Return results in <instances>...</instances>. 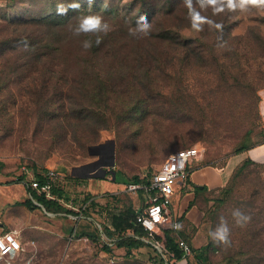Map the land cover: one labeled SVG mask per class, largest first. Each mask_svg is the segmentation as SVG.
<instances>
[{
    "label": "rangeland",
    "instance_id": "obj_1",
    "mask_svg": "<svg viewBox=\"0 0 264 264\" xmlns=\"http://www.w3.org/2000/svg\"><path fill=\"white\" fill-rule=\"evenodd\" d=\"M125 1L79 3L82 11L79 19L98 16L112 27V23L120 19ZM231 1L235 6L233 33L244 35L251 25H257L264 35V0ZM73 2L77 0H0V21L42 19L58 13V5L67 6ZM181 32L183 38L198 34L192 28ZM239 53L242 67L250 75L261 74L264 70L262 52L246 42L240 45ZM182 70L184 90L195 95L194 101L183 104L177 114L167 106L164 110L154 106L144 119L138 114L132 123L125 122L101 132L96 144L106 140L115 144V165L109 168L105 177H93L89 171H82L84 165L96 158L88 149L72 156L61 154L52 150L41 132L35 134V118L25 116L26 110L21 106L22 99L17 91L19 84L16 79L9 81L10 88L3 94L7 115L0 122V208L1 211L9 209L16 217L25 249L10 262L2 264H161L164 258L170 257L160 252L149 235L144 236V244L137 248L119 246L117 239L129 236L133 228H113L110 224L112 216L123 213L124 217H132V210L138 212L145 201L139 192L128 190V183L135 181V176L152 175L169 154L179 149L196 144L205 147L204 155L192 162V169L202 163L222 166L242 142L264 141L261 101L257 105L253 94L249 95L239 86L227 92L224 84L219 82L220 70L214 68V64L195 68L183 62ZM263 90L264 87L257 91L260 100ZM143 107L144 113L145 103ZM153 116H156L155 124ZM250 128L252 133L245 135ZM23 167L30 171L47 168L59 171L58 187H62L64 201L60 205L66 211L49 213L41 206L35 208L18 201L6 206V202L12 201L22 190L10 193L4 184H20V177L26 176ZM256 169L258 167H251L246 175L238 178L233 193L227 198L216 189L207 192L202 228L206 244H210L205 255L214 264L245 263L242 250L264 247V242L254 246L248 237L250 230L264 229V169L260 173ZM91 195L94 199L87 201ZM219 197L223 198V203L217 201ZM236 209L250 217L243 227L236 224L232 215ZM71 210L74 215L69 214ZM222 218L230 230L227 244L214 241L210 235L220 226ZM3 220L2 217L0 221ZM76 225L77 233L73 234ZM107 226L111 227V236L105 232Z\"/></svg>",
    "mask_w": 264,
    "mask_h": 264
},
{
    "label": "trees",
    "instance_id": "obj_2",
    "mask_svg": "<svg viewBox=\"0 0 264 264\" xmlns=\"http://www.w3.org/2000/svg\"><path fill=\"white\" fill-rule=\"evenodd\" d=\"M88 1L98 3L100 0H77L82 4ZM124 4L120 19L114 21L106 33L77 34L82 13L79 8L42 19L0 21V122L7 115L3 94L10 88L9 81L16 79L25 116L35 118L34 133L41 132L53 151L72 156L83 149L89 150L98 142L103 130L132 123L138 114L144 119L154 106L163 110L167 106L177 114L183 104L194 101L195 95H190L183 87V62L195 68L214 64V68L220 70L219 82L227 92L233 87H243L259 104L261 97L257 91L264 87V70L257 76L250 75L242 67L239 48L248 42L264 56V35L257 25H251L244 35L233 33L232 24L236 22L231 0H126ZM141 17L146 18L151 27L147 36L137 38L129 33L135 31L136 21ZM186 28L198 34L183 38L181 31ZM97 37L100 38L98 44ZM85 41H91L92 46L85 49ZM7 92L10 93L8 89ZM256 114L259 116L258 110ZM155 117L153 124L157 121ZM251 130L245 135L249 136ZM262 142H242L235 154ZM255 166L260 169H256L258 173L264 169V163L245 159L234 170L228 184L216 190L229 197L237 179ZM150 178L151 175L135 176V182L147 183ZM195 189L207 191L206 186ZM54 192L59 193L58 189ZM139 193L144 195L142 190ZM33 194L46 210L66 211L58 201ZM222 199L219 197L217 201L223 203ZM26 203L34 205L31 200ZM132 213V217H124L123 213L113 215L110 220L113 228L131 227L138 236H121L117 239L119 246L137 248L144 244L141 238L148 235L136 222L135 211ZM105 232L111 236V227L107 226ZM250 232L248 237L254 246L264 242V229ZM165 234L167 249L181 258L183 250L175 232L167 230ZM105 248L109 250L108 246ZM241 252L245 263L238 261L239 264L264 262L263 246Z\"/></svg>",
    "mask_w": 264,
    "mask_h": 264
},
{
    "label": "built area",
    "instance_id": "obj_3",
    "mask_svg": "<svg viewBox=\"0 0 264 264\" xmlns=\"http://www.w3.org/2000/svg\"><path fill=\"white\" fill-rule=\"evenodd\" d=\"M205 153V147L196 144L191 147L179 149L169 154L155 171L149 182H130L127 185L129 191L138 193L144 192V205L136 214V222L143 227L147 234L152 237L159 247L160 252L174 256V253L161 246L166 242V231L177 232L179 228L180 215L172 210L173 197L176 193V186L181 183L186 185L191 173L192 162L201 158ZM59 171L53 168L47 169L39 174H31L28 184L39 194L48 199H57L54 189L58 186ZM19 231L16 229L0 231V263L10 262L24 251ZM162 240L160 242V240ZM183 250V257L192 253L190 245L184 239L177 238ZM162 264H171L166 258Z\"/></svg>",
    "mask_w": 264,
    "mask_h": 264
},
{
    "label": "crops",
    "instance_id": "obj_4",
    "mask_svg": "<svg viewBox=\"0 0 264 264\" xmlns=\"http://www.w3.org/2000/svg\"><path fill=\"white\" fill-rule=\"evenodd\" d=\"M261 96H262V100H260L261 108H262V113L264 114V90L262 91ZM102 142L107 143L110 142V140L100 141V143ZM246 158H251L256 162L264 161V142L254 147H251L248 150L232 155L227 160V162H225L224 165L222 166L219 165L215 166L211 164L196 165L191 169V173L189 175L187 184L182 185L181 183H179L176 186V193L172 201L173 202L172 210L174 211L175 214L180 215L179 222L181 227L178 229L177 232H175V234L178 238L184 239V241H186L190 245V247L192 248V253L186 257L182 256L181 258H177L175 255L174 256L169 255L170 257L167 260L171 264H214L208 259L206 255L205 256L202 255L203 251L208 246V244H206V238H204L205 233L202 228L204 222V216H205V208L207 206V203L205 202V198L207 196V192L224 187L231 178L234 169L238 165H240L241 162H243ZM23 169L25 170L24 172L26 176L20 177L19 179L20 184L18 185L17 184L12 185V183L4 184V188L9 190L10 193L12 192L16 193L17 189L18 191L22 190L21 193L18 194V196L13 197L12 201L6 202V206L12 204L14 201H18L19 203L24 204L29 200H31L35 208H39V206H41L46 210V208L44 207V205H42L39 198H37V196H34L33 192H36L38 195H43V194H39L36 190L32 189L28 184H26V182L28 183V179L30 178L31 174H39L40 172H45L49 168L42 171L34 170V169L30 171L26 167H23ZM105 185L106 184H102V186ZM196 186H201V187L206 186L207 191H197L195 189ZM60 188L62 187L56 186L55 189H58L59 193L54 192L55 195L57 196V199H52V200L58 201L60 204H62V202L64 201H63V193L62 190H60ZM93 199L94 197H91L90 202ZM3 209L5 208L3 207ZM48 212L53 213L52 211H48ZM54 214H59V213H54ZM69 214L74 215L72 212H70ZM2 217L4 218V220L0 221V231L10 230V229L20 230L18 227V223L16 221V217L12 212H10L9 209H7L6 211L4 210L1 211L0 208V220ZM76 227L77 225L74 226L73 228L74 231L73 234L77 233L75 232ZM129 236L138 237L134 234V231L133 233H130ZM143 238L144 236L141 238V240ZM161 241L162 240H160V242ZM151 242L153 243V241ZM160 245L163 247L165 246L164 243L162 242Z\"/></svg>",
    "mask_w": 264,
    "mask_h": 264
},
{
    "label": "clouds",
    "instance_id": "obj_5",
    "mask_svg": "<svg viewBox=\"0 0 264 264\" xmlns=\"http://www.w3.org/2000/svg\"><path fill=\"white\" fill-rule=\"evenodd\" d=\"M80 7V4L78 2L69 3L67 6L64 5H58L57 6V12L58 14H64L67 12L68 8L78 9ZM150 23L148 20L144 17H141L139 20L136 21L135 25V31L130 32V35H134L137 38L140 36H147L150 32ZM109 28V25L106 22H102L101 18L98 16L95 17H85L83 18L80 23L78 24V27H76V33L79 34L81 32H107ZM100 42V38L97 37L96 43L98 44ZM92 46L91 41H85L83 43V47L85 49L90 48ZM235 222L237 225L243 227L244 224L250 219L249 216L245 215L243 212H241L239 209H236L232 213ZM176 228H180L181 225L177 224L175 225ZM229 228L227 226L226 221H221L220 226L210 235L212 236L213 240L216 242H222L224 244L229 243Z\"/></svg>",
    "mask_w": 264,
    "mask_h": 264
},
{
    "label": "flooded vegetation",
    "instance_id": "obj_6",
    "mask_svg": "<svg viewBox=\"0 0 264 264\" xmlns=\"http://www.w3.org/2000/svg\"><path fill=\"white\" fill-rule=\"evenodd\" d=\"M89 152L95 155L96 158L91 161L89 166L81 168L83 172H86L91 168H96L102 174V165L112 161L115 162V144L113 142H107L103 146H94Z\"/></svg>",
    "mask_w": 264,
    "mask_h": 264
},
{
    "label": "water",
    "instance_id": "obj_7",
    "mask_svg": "<svg viewBox=\"0 0 264 264\" xmlns=\"http://www.w3.org/2000/svg\"><path fill=\"white\" fill-rule=\"evenodd\" d=\"M106 144V142H102V143H99V144H96V145H92V146H90L89 147V150L92 148V147H96V146H103V145H105ZM91 153V152H90ZM92 154V153H91ZM90 165V163L89 164H86V165H84L85 167H87V166H89ZM113 165H115V162L114 161H112V162H109V163H105L104 165H102L101 167H102V170H103V173L102 174H100V172L98 171V169H96V168H91V169H88V171H89V174L90 175H92L93 177L94 176H98V175H101L102 177H105L106 176V174H107V171L109 170V168H111V167H113ZM83 166V167H84Z\"/></svg>",
    "mask_w": 264,
    "mask_h": 264
}]
</instances>
